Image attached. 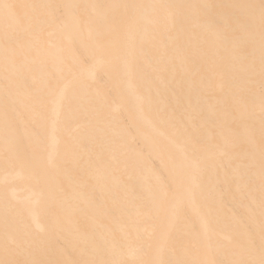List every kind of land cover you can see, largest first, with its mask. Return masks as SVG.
Here are the masks:
<instances>
[{"label": "bare ground", "instance_id": "obj_1", "mask_svg": "<svg viewBox=\"0 0 264 264\" xmlns=\"http://www.w3.org/2000/svg\"><path fill=\"white\" fill-rule=\"evenodd\" d=\"M0 264H264V0H0Z\"/></svg>", "mask_w": 264, "mask_h": 264}]
</instances>
